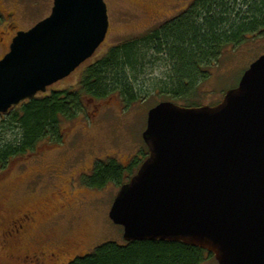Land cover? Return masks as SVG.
<instances>
[{
    "label": "water",
    "instance_id": "95a60500",
    "mask_svg": "<svg viewBox=\"0 0 264 264\" xmlns=\"http://www.w3.org/2000/svg\"><path fill=\"white\" fill-rule=\"evenodd\" d=\"M110 28L105 0H55L0 61V114L94 56ZM148 158L109 217L126 242H181L218 264H264V55L214 106L164 101L148 112Z\"/></svg>",
    "mask_w": 264,
    "mask_h": 264
},
{
    "label": "rangeland",
    "instance_id": "374dc122",
    "mask_svg": "<svg viewBox=\"0 0 264 264\" xmlns=\"http://www.w3.org/2000/svg\"><path fill=\"white\" fill-rule=\"evenodd\" d=\"M54 1L13 0L11 9L16 11L18 29L29 30L48 18ZM105 1L110 28L104 43L69 77L37 97L48 96L53 91L79 90L88 67L112 47L171 22L185 12L182 9L188 0ZM7 51V44L0 43V61ZM262 55L264 37L250 39L235 50L227 49L211 70L210 79L200 88L199 105L218 104L227 91L239 85L245 71ZM164 76V68L150 66L141 78L142 96L133 106L126 107L119 97L91 101L79 119L63 122L61 143L42 142L34 153L14 159L0 173V234L21 213L35 215L26 233L23 232L19 248L0 246V264H22L12 255L37 253L48 238L52 248L62 247L67 252L62 264L92 254L108 242L126 243L123 228L109 217L121 186L109 183L102 189H94L87 187L82 179L92 174L98 162L114 159L127 167L133 159L141 160L146 149L143 133L148 112L166 101L157 86ZM206 258L203 264H218L209 255Z\"/></svg>",
    "mask_w": 264,
    "mask_h": 264
},
{
    "label": "trees",
    "instance_id": "16d2710c",
    "mask_svg": "<svg viewBox=\"0 0 264 264\" xmlns=\"http://www.w3.org/2000/svg\"><path fill=\"white\" fill-rule=\"evenodd\" d=\"M257 37H264V0H196L171 22L112 47L88 67L79 90L53 91L0 114V173L42 142L61 143L63 122L79 119L91 101L119 97L126 107L133 106L142 96L141 78L150 66L165 69L157 86L166 101L202 106L197 101L200 88L226 50ZM147 157L146 146L141 160L135 158L127 167L114 159L98 162L84 184L94 189L109 183L123 186ZM208 255L214 258L181 242H108L69 264H203Z\"/></svg>",
    "mask_w": 264,
    "mask_h": 264
},
{
    "label": "flooded vegetation",
    "instance_id": "af4514ba",
    "mask_svg": "<svg viewBox=\"0 0 264 264\" xmlns=\"http://www.w3.org/2000/svg\"><path fill=\"white\" fill-rule=\"evenodd\" d=\"M12 1L13 0H0V43H6L8 46V51L6 54H4L1 60L10 52L13 40L16 38L18 33L26 30L18 29L17 27L15 17L16 11L15 9H11V7H13ZM21 1L19 0V2ZM195 1L196 0H188L184 8L181 7L183 8V12H186L189 8H191ZM30 29L31 28H29V30ZM50 87H48V89H50ZM82 182L84 183V178L82 179ZM69 184L72 186L73 181H70ZM33 216H35L33 212L21 213L19 217L13 219L10 222V227L0 234V246L4 248H19V246L21 245L22 237L26 233L27 226L31 225L34 221ZM49 240L50 238L43 240L44 244L41 246V248H39V252L37 253L26 254L25 256H12L13 258L19 260V262H25L27 264L28 262H30L31 264H62L63 258L67 257V252L62 247L52 248L48 243Z\"/></svg>",
    "mask_w": 264,
    "mask_h": 264
}]
</instances>
